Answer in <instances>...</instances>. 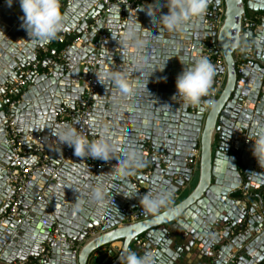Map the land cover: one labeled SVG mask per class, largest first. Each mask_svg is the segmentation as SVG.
<instances>
[{
    "label": "water",
    "instance_id": "95a60500",
    "mask_svg": "<svg viewBox=\"0 0 264 264\" xmlns=\"http://www.w3.org/2000/svg\"><path fill=\"white\" fill-rule=\"evenodd\" d=\"M219 8L222 20L212 30L204 20H217ZM103 9L100 0H0V92L17 81V67L46 54L49 30L71 45L64 53L52 48L16 91L22 102L10 115L18 132L59 141L47 149L49 170L36 173L20 199L24 221L10 216L0 223V264L36 262L54 227L78 249L51 243L42 264H120L140 238L145 264H264V0H148L125 11L114 4L100 17ZM103 30L109 40L99 47ZM204 44H216L224 65L202 57ZM98 53L89 136L127 172L113 163L93 168L88 145L63 162L69 118L84 109L91 75L80 63ZM219 75L225 82L214 105L185 100L198 104ZM5 106L0 216L13 196L6 184L13 153L2 125ZM252 138L262 146L245 144ZM194 148L200 149L196 168L184 161ZM124 209L140 219L125 222Z\"/></svg>",
    "mask_w": 264,
    "mask_h": 264
},
{
    "label": "built area",
    "instance_id": "2783aa9c",
    "mask_svg": "<svg viewBox=\"0 0 264 264\" xmlns=\"http://www.w3.org/2000/svg\"><path fill=\"white\" fill-rule=\"evenodd\" d=\"M148 0H100L101 5H103V14L106 15L114 4L122 5V10L125 11L126 8H137L145 5ZM217 20H209L205 19L204 23L212 30L218 29L222 16L223 10L219 8L217 10ZM250 22L245 23V26H250ZM48 36L51 37L52 43H55L61 46V53L66 52L71 45L66 42L64 36H57L53 29L47 32ZM109 40V34L106 30H103L99 33L96 45L101 46L103 42ZM202 57L205 58L208 62L213 63L214 67L224 65V58L221 51L218 49L216 44H213L212 49H208L206 44L203 46ZM43 52L47 51V48L41 49ZM215 50L217 52L216 55L212 53ZM39 52H36L38 54ZM100 56L98 53L96 60L88 62H81V66L88 65L91 67V75L86 84L85 90V107L80 110L78 113H74L70 116L69 121V133L71 134V139L66 147L63 148L64 158L63 162L69 160L72 157L73 150L78 145H88L89 146V154L92 158L91 166L93 168H97L104 165H109L113 163L116 166L121 167V165L109 158L104 156L101 151H99L96 145L99 143L98 139H94L89 136V125L91 120V111H92V101H93V92L97 87V78H98V65L100 64ZM41 64V59L36 58L34 62H32L26 68L17 67L16 71L18 73V79L13 84H6L3 86V92H0V104L6 101L5 111L6 116L5 120L2 123L4 128V136L7 139V143L12 150L13 153V164L9 165L6 168V184L8 185L10 191H13V196L9 199L10 205L9 207L3 211L0 216V223L5 220L7 217H13L18 220L19 223L24 221V217L18 211V207L20 204V199L29 193V189L34 186L35 183V174L38 172L45 173L49 170L48 167V155L47 149H56L58 145L59 139L55 136H50L46 139L43 138L41 134H32L25 133L20 134L16 127V122L14 118L10 115L11 109L22 102L23 93L16 95V91L21 89L25 84V77L29 75L31 72L38 70ZM211 83V87L208 89L205 98L201 99L198 104H196V100H190L189 98H185L186 101L194 104L203 106L205 108H209L215 104L217 97L221 91L222 86L225 82V76H212L209 79ZM76 120L77 123L74 124L73 121ZM67 120H58V123L64 125ZM45 143V146L42 150L41 146ZM245 144H252L253 146H262V142L259 139H247ZM42 150V151H41ZM192 154L191 157H186L184 161L192 166L193 168L197 167V163L200 157V149L194 148L190 151ZM95 161V162H94ZM124 172H127L125 167H121ZM60 166L54 167L50 172L49 182L55 181L58 177ZM132 176L135 175L134 171H130ZM149 172L145 173V176H149ZM47 189V185L42 189L36 192V200H40L42 195ZM178 195L176 194L174 197L176 198ZM137 208L140 207V204H137ZM127 214V218L124 220L125 222H136L140 218L136 212L129 211L127 209L123 210ZM101 225H104L102 223ZM241 228L243 226H240ZM237 228L231 230V234L236 232ZM60 241L62 243L70 244L74 253L77 252L78 246L75 245L74 241L68 237H62L60 231L57 227L53 228V235L51 241L45 243L40 251V255L36 262H23L22 264H42V262L49 257L51 251V243H55ZM146 241L143 238H140L128 251L124 260L120 264H145V261L142 258V254L139 248H145Z\"/></svg>",
    "mask_w": 264,
    "mask_h": 264
},
{
    "label": "crops",
    "instance_id": "0c3cea01",
    "mask_svg": "<svg viewBox=\"0 0 264 264\" xmlns=\"http://www.w3.org/2000/svg\"><path fill=\"white\" fill-rule=\"evenodd\" d=\"M53 31H54V33L56 34V32H55V29H53ZM99 34V33H98ZM48 35V34H47ZM57 36H59V34H56ZM52 48H55V44L54 43H52L51 45H50V47L49 48H47V51L46 52H44V53H46L44 56H39V59H44V58H46V57H51L52 55H51V53H50V50L52 49ZM10 78H12V77H10ZM253 187V186H252ZM243 193H245V192H243ZM248 203L249 204H256V199H253V198H251V199H249V201H248ZM244 204V203H243ZM243 228V227H242ZM244 229V228H243ZM121 244L118 242V243H115L113 246H111V248H113V247H115V246H120ZM203 244H201V246H202ZM115 253H116V251H113V253H112V255L114 256L115 255Z\"/></svg>",
    "mask_w": 264,
    "mask_h": 264
},
{
    "label": "trees",
    "instance_id": "16d2710c",
    "mask_svg": "<svg viewBox=\"0 0 264 264\" xmlns=\"http://www.w3.org/2000/svg\"><path fill=\"white\" fill-rule=\"evenodd\" d=\"M54 44H55V43H54ZM55 46H56V48H59V49H61L59 45L55 44Z\"/></svg>",
    "mask_w": 264,
    "mask_h": 264
},
{
    "label": "rangeland",
    "instance_id": "374dc122",
    "mask_svg": "<svg viewBox=\"0 0 264 264\" xmlns=\"http://www.w3.org/2000/svg\"><path fill=\"white\" fill-rule=\"evenodd\" d=\"M60 48H61V46H60Z\"/></svg>",
    "mask_w": 264,
    "mask_h": 264
}]
</instances>
